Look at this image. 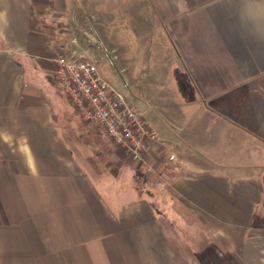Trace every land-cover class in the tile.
I'll list each match as a JSON object with an SVG mask.
<instances>
[{
  "label": "crops",
  "instance_id": "1",
  "mask_svg": "<svg viewBox=\"0 0 264 264\" xmlns=\"http://www.w3.org/2000/svg\"><path fill=\"white\" fill-rule=\"evenodd\" d=\"M78 6L158 134L139 160L61 121ZM0 264H264V0H0Z\"/></svg>",
  "mask_w": 264,
  "mask_h": 264
},
{
  "label": "built area",
  "instance_id": "2",
  "mask_svg": "<svg viewBox=\"0 0 264 264\" xmlns=\"http://www.w3.org/2000/svg\"><path fill=\"white\" fill-rule=\"evenodd\" d=\"M55 75L58 87L65 91L71 104L101 124L113 142L134 160L153 147L157 132L143 111L104 77L96 59L84 52L59 55ZM168 158L174 160V154Z\"/></svg>",
  "mask_w": 264,
  "mask_h": 264
},
{
  "label": "rangeland",
  "instance_id": "3",
  "mask_svg": "<svg viewBox=\"0 0 264 264\" xmlns=\"http://www.w3.org/2000/svg\"><path fill=\"white\" fill-rule=\"evenodd\" d=\"M92 2V1H91ZM77 15L76 18H74L73 24H72V30L74 31V36H75V42H73V46H76L74 49L79 50V51H83L85 54L93 57L94 59H96L98 65H100L101 67V73L103 75H107L108 78H105L108 80H110L113 84L117 83L118 86H116L117 89H122L124 90V92H126L129 97H130V91L129 88L125 85H122L121 83H123L122 79H121V75L118 72H115V70L111 67H108L107 65V61H108V56L105 60H101L98 49L99 46L101 45V40L99 39V16H98V8H94L93 6H90L89 8H87L84 12L83 7H77ZM101 26L105 27V23H101ZM107 27H109V29L111 27H113L112 25H108ZM112 30V29H111ZM100 33V32H99ZM110 35L113 34V31H109ZM92 34L96 39H92L91 35ZM101 35V34H100ZM99 42V43H98ZM99 45V46H98ZM102 47V45H101ZM110 46L109 49H111L112 51H114V47ZM108 49V50H109ZM106 61V62H105ZM109 64V63H108ZM117 75V78H114V76ZM108 80V81H109ZM53 81H54V85L55 88H57V90L59 91L58 94H60V102H61V107L63 109H65V111L68 113L67 117H65V119L61 120L64 123H69L71 125V127L73 128L74 132H87L88 136H86L84 139H82L83 141H88L90 143H110L114 148H118L116 154L120 155V158H123V162H126V160H132L135 161L130 154H128L121 146L116 145L113 140L107 135V133L105 132L103 126L101 124H99L98 122H96L95 120L91 119V118H87L85 117L82 112H80L75 106H73L71 104V102H69V98H66V95L61 92V90L58 88V84H57V77L54 73L53 75ZM109 81V82H110ZM110 82V83H111ZM116 84V85H117ZM122 85V86H121ZM115 87V85H113ZM157 153L158 156L160 158H162L164 161L169 162V151H166L165 149H157ZM110 155V154H109ZM114 157V156H113ZM161 159V160H162ZM112 160V161H111ZM113 160L114 158H111L108 162V166H110L111 164H113ZM111 161V162H110ZM172 161V160H170ZM127 164L129 165V163L127 162ZM126 165V164H124ZM139 167V165H138ZM165 170L168 172V174L170 176H172V174L174 173L173 170V164H168L165 166ZM139 176V177H138ZM138 176H135V179L138 180L136 181V187L139 190H143L147 187V188H154L153 187V181L155 179L154 175L151 176L149 179H152V183H149V179L146 180L142 175L138 174ZM138 177V179L136 178ZM146 177V176H145ZM145 180V181H144ZM138 182V183H137ZM157 185V184H156ZM168 188V187H166ZM161 190L163 189L162 187L160 188ZM158 190V189H155Z\"/></svg>",
  "mask_w": 264,
  "mask_h": 264
}]
</instances>
